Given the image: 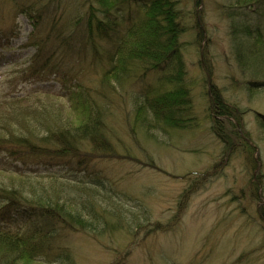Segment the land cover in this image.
I'll return each instance as SVG.
<instances>
[{"label":"trees","instance_id":"16d2710c","mask_svg":"<svg viewBox=\"0 0 264 264\" xmlns=\"http://www.w3.org/2000/svg\"><path fill=\"white\" fill-rule=\"evenodd\" d=\"M194 1L200 6L203 0ZM177 2L87 0L83 15L67 16L65 20L61 19L59 10L62 6L59 4L50 9L48 4L37 7L32 3L21 10L27 15L37 39L23 45L34 47L35 53L26 69L20 72L19 82L57 80L60 89L36 87L29 95L13 93L0 99V154L15 161L14 166L0 167L10 176V184L0 182V264H77L74 253L64 242V231L85 233L103 240L104 235L112 238L126 230L136 242L138 233L135 234L134 229H143L145 224H150L148 211L143 208L140 213L131 212L124 205L130 197L119 194L115 186L105 181L99 170L91 165L95 160L106 158H133L120 154L117 149L116 141L122 140L108 123L112 115L108 94L101 91L98 97L93 96L84 80L61 68L59 58L77 51L87 55L91 51L92 56L100 60L99 64L105 62L101 67L100 84L111 85L114 80L121 87L136 78L135 71L144 72L143 77L147 78L151 73H159L163 64L175 61V68L170 73L159 74L156 82L143 92L145 97L137 98L131 124L137 137L159 144L161 140L155 130L170 134V131L197 125L196 118H188L193 112V99L191 88L185 83V65L179 51L183 47L181 37L186 26L176 7ZM232 7L234 13L245 16L240 21L235 18L232 21L235 34L248 40L246 45L239 43L235 60L244 75L249 73L251 80H248L246 90L253 95L261 91L258 86H264V0H235ZM252 9L256 11L254 18L250 16ZM134 13L141 16L139 20L137 16L133 17ZM197 18L196 41L202 44L206 37L200 14ZM47 21L50 27L45 33ZM125 21H128L126 26ZM14 31L5 32L2 38L16 35ZM113 42L115 49L108 51L104 61L101 48ZM1 48L8 49L4 43H0ZM204 66L202 63L209 74L210 69ZM206 80L210 83L208 76ZM208 94V118L212 131L224 142V156L240 152L246 163L254 168L249 183L255 182L254 196L260 201L257 212L264 222V197L258 187L261 177L256 170L260 156H254L255 144L241 120L242 110L229 102L217 85H209ZM67 108L76 112L78 118L66 116ZM259 123L264 133L262 114ZM31 157H48L50 164L71 158L88 174L86 177L76 175L73 188L65 180L68 187L62 190L55 187L52 191L48 190L50 187L40 189L32 185L37 182L33 178L44 176L23 174L25 168L20 166L21 162L30 167ZM153 163L148 164L155 165ZM208 176L209 173H203L196 178L190 191L197 190L199 185L196 183ZM241 191L245 193V189ZM160 225L153 226L152 230H157Z\"/></svg>","mask_w":264,"mask_h":264},{"label":"rangeland","instance_id":"374dc122","mask_svg":"<svg viewBox=\"0 0 264 264\" xmlns=\"http://www.w3.org/2000/svg\"><path fill=\"white\" fill-rule=\"evenodd\" d=\"M175 1H178L177 8L186 26L181 38L182 59L185 83L190 86L193 99L190 116L196 118L197 123L191 129L170 131V134L155 130L161 140L159 144H152L142 136L137 137L131 130L137 98L145 97L143 92L151 80L159 74L170 73L175 68V61L165 64L157 74L151 73L146 79H131L121 87L114 80H111V85L100 84L101 67L105 62L99 64L100 60H96L91 51L87 55L77 51L59 58L61 68L84 80L93 96L98 97L101 91L108 94L112 113L108 123L122 140L116 141L117 149L120 154L133 158H106L95 160L91 165L99 170L105 181L115 186L119 194L130 197L124 205L131 212L140 213L145 208L150 221L143 229H134L135 234L138 233L136 242L126 230L112 238L104 235L103 240L85 233L64 231V242L74 253L77 264H264V222L257 212L259 201L254 196L255 182L249 183L254 168L240 153H233L230 159L224 156V145L213 133L208 118V90L209 85L214 84L222 89L229 102L246 112L243 121L257 148L255 154L260 156L256 170L264 189V133L259 123L261 114L264 115V86H258L261 91L250 95L246 84L251 77L249 73L244 75L241 72L235 60L239 43L246 45L248 40L241 38L239 33L235 34L232 21L234 18L242 20L245 16L234 13L232 6L235 0H203L198 11L194 0ZM32 3L37 7L48 4L50 9L59 4L63 20L67 16H81L87 8V0H0V43L8 48L0 49V99L13 93L29 95L36 87L54 91L60 89L57 80L19 82L20 72L26 69L35 53L34 47L23 46L37 39L27 15L21 12ZM123 13L126 11L123 10ZM48 14L47 10L46 16ZM199 14L206 37L202 44L196 41ZM250 14L252 18L256 17L255 9ZM136 16L134 13L133 17ZM140 17L137 16V20ZM127 24L128 21H125L124 26ZM49 27L47 21L45 33ZM12 29H15L16 35L2 38L5 32L9 34ZM123 30L124 27L121 28ZM112 49H115V42L103 45L104 61ZM201 61L206 69H210L209 74ZM207 76L210 83L206 80ZM60 101L66 103L64 99ZM65 112L66 116L78 118L72 109L67 108ZM45 159L29 158L30 167L20 162V166L25 168L23 174L36 176L40 173L44 176L33 178L37 182L32 185L37 188L62 190L68 187L65 180L73 188L76 175L86 177L88 174L79 169L71 158L52 164L48 162V157ZM14 163L5 154H0V167L14 166ZM203 173L210 176L206 180L200 178L202 181L196 183L199 185L197 190L190 191L193 181ZM53 174L59 177L49 176ZM9 178L8 171L0 170V182L10 184ZM262 192L264 197V190ZM157 224L161 225L152 230Z\"/></svg>","mask_w":264,"mask_h":264},{"label":"bare ground","instance_id":"6f19581e","mask_svg":"<svg viewBox=\"0 0 264 264\" xmlns=\"http://www.w3.org/2000/svg\"><path fill=\"white\" fill-rule=\"evenodd\" d=\"M194 5H195V7H196V11H198V10H199V6L196 5V2H195V1H194ZM176 7H177V6H176ZM184 26H185V25H184ZM182 36H183V35H182ZM181 38H182V37H181ZM179 51H180V53H182V51H183V47H181V48L179 49ZM163 66H164V64H163ZM163 66H162V67H163ZM135 72H136V74H135V77H136V78L142 77L143 79H146L145 76L143 77L144 72H142V71H135ZM154 74H155V73H154ZM150 82H151L150 84H154V83L156 82V80L153 79V80H151ZM152 82H153V83H152ZM150 84H149V85H150ZM149 85H148V87H149ZM241 110H242V111H241V116H242L241 120H242V119L244 118L243 116H244V114H245L246 112H245V110H243L242 108H241ZM188 118H190V115L188 116ZM194 126H195V125H194ZM192 128H193V127H192ZM190 129H191V128H190ZM213 133L215 134L216 138H217V139H218V140L224 145V142H222V140L216 135V133H215V132H213ZM256 149H257V148H256ZM256 149H255V153H256ZM239 153H240V152H239ZM234 154H236V153H234ZM234 154H233V155H234ZM240 154H241V153H240ZM233 155H232V156H233ZM232 156H230L229 159H230ZM254 156H257V154H255ZM243 157H244V156H243ZM221 164H222V163H221ZM219 165H220V163H219ZM250 166H251V165H250ZM191 183H192V182H191ZM193 183H194V181H193ZM193 183H192V184H193ZM261 186H262V185L260 184L258 187H259V190L262 192V190H264V189H263V187L261 188ZM262 193H263V192H262ZM258 203L260 204V201H259Z\"/></svg>","mask_w":264,"mask_h":264}]
</instances>
